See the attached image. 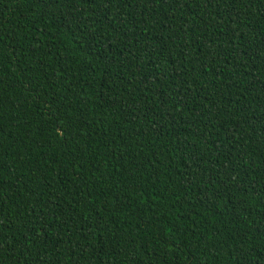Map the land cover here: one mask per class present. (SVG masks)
<instances>
[{"label": "trees", "instance_id": "16d2710c", "mask_svg": "<svg viewBox=\"0 0 264 264\" xmlns=\"http://www.w3.org/2000/svg\"><path fill=\"white\" fill-rule=\"evenodd\" d=\"M0 264H264V0H0Z\"/></svg>", "mask_w": 264, "mask_h": 264}]
</instances>
